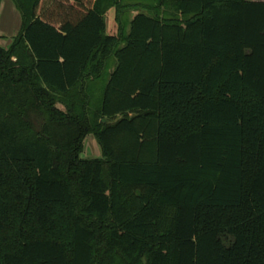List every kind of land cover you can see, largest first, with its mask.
<instances>
[{"label": "trees", "instance_id": "obj_1", "mask_svg": "<svg viewBox=\"0 0 264 264\" xmlns=\"http://www.w3.org/2000/svg\"><path fill=\"white\" fill-rule=\"evenodd\" d=\"M69 2L0 45V264H264V0Z\"/></svg>", "mask_w": 264, "mask_h": 264}, {"label": "crops", "instance_id": "obj_2", "mask_svg": "<svg viewBox=\"0 0 264 264\" xmlns=\"http://www.w3.org/2000/svg\"><path fill=\"white\" fill-rule=\"evenodd\" d=\"M32 0H0V11H1V5L3 3L4 8L2 9V19H1V30H0V39L4 40V48L8 49L10 45L13 42V39L18 35L22 28L23 19L20 11L17 8V3L22 4L24 6L30 5ZM95 0H79V4L84 5L85 8H91L94 4ZM70 5L74 4V0H70ZM60 7V6H59ZM63 8H54L48 12V16L52 21L61 23L63 21H73L77 19L80 15H77L74 13L73 9H70V6L67 7L69 10H72V12L68 15H66L65 9ZM75 9L80 10L81 12L84 11L82 7H74ZM74 9V10H75ZM79 11V12H80ZM138 13L137 10H130L129 12V20H131L136 14ZM81 14V13H80ZM3 22V23H2ZM104 25H105V31L104 34L106 36H113L116 37L119 33V26L116 21V10L115 8H110L106 11L104 15ZM123 45V44H122ZM121 45V46H122ZM100 72L94 76H89L87 79L83 81L86 86H96L97 90L94 91L96 93V96L99 94V90L101 91L102 88L105 86V84L108 81L109 74L114 70L116 66V62L113 58L106 57L103 60V64L100 65ZM100 88V89H99ZM98 98L96 97V100ZM93 137L92 135H88ZM87 136V137H88ZM86 137V138H87ZM84 140V147L86 139ZM94 138V137H93ZM95 140V139H94ZM96 141V140H95ZM101 157V156H100Z\"/></svg>", "mask_w": 264, "mask_h": 264}, {"label": "rangeland", "instance_id": "obj_3", "mask_svg": "<svg viewBox=\"0 0 264 264\" xmlns=\"http://www.w3.org/2000/svg\"><path fill=\"white\" fill-rule=\"evenodd\" d=\"M4 8V5L2 3L1 5V11ZM0 11V30H1V19H2V12ZM3 23V22H2ZM0 45L2 47H4V40L0 39ZM86 142H85V147L83 149V152L81 153L80 157L82 159H96L99 158L101 156V150L100 147L98 146L97 142L94 140L93 137L88 136L86 138Z\"/></svg>", "mask_w": 264, "mask_h": 264}]
</instances>
